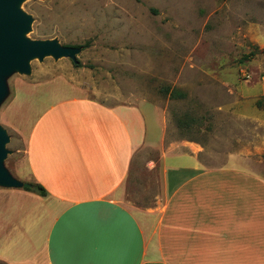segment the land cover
<instances>
[{
    "label": "crops",
    "instance_id": "crops-1",
    "mask_svg": "<svg viewBox=\"0 0 264 264\" xmlns=\"http://www.w3.org/2000/svg\"><path fill=\"white\" fill-rule=\"evenodd\" d=\"M155 109L153 137L137 102L63 77L18 86L5 125L24 142L21 182L47 196L0 188V264H264L263 164L207 166Z\"/></svg>",
    "mask_w": 264,
    "mask_h": 264
},
{
    "label": "rangeland",
    "instance_id": "rangeland-1",
    "mask_svg": "<svg viewBox=\"0 0 264 264\" xmlns=\"http://www.w3.org/2000/svg\"><path fill=\"white\" fill-rule=\"evenodd\" d=\"M20 9L32 18L27 38L82 48L77 62L35 58L30 74L3 77L4 167L15 179L25 146L5 125L6 109L18 86L54 77L107 105L139 103L153 137L156 105L167 142L197 140L207 166L240 154L264 170V0H24Z\"/></svg>",
    "mask_w": 264,
    "mask_h": 264
},
{
    "label": "water",
    "instance_id": "water-1",
    "mask_svg": "<svg viewBox=\"0 0 264 264\" xmlns=\"http://www.w3.org/2000/svg\"><path fill=\"white\" fill-rule=\"evenodd\" d=\"M24 0H0V102L5 94L3 77L13 71L30 74V61L46 57L60 59L67 57L77 62L81 49L64 46L57 40H31L27 33L31 29L32 18L20 9ZM7 131L0 125V187L28 189L32 185L21 182L4 167L7 157Z\"/></svg>",
    "mask_w": 264,
    "mask_h": 264
},
{
    "label": "trees",
    "instance_id": "trees-1",
    "mask_svg": "<svg viewBox=\"0 0 264 264\" xmlns=\"http://www.w3.org/2000/svg\"><path fill=\"white\" fill-rule=\"evenodd\" d=\"M90 46V43L88 42L85 46H83V47H85V48H87V47H89ZM77 48H82V47H77ZM77 67H81V64H77ZM165 92L166 93H169L170 94V97L171 98H179V97H184V95L180 92V91H177V90H174V91H171L169 88H167L166 90H165ZM258 105L259 106H261V105H263L262 104V102L261 101H259L258 102ZM25 190H27V191H31V192H35V193H37V194H39V195H41V196H43V197H45V196H47V192H46V190L42 187V186H40V185H32V187L31 188H28V189H25Z\"/></svg>",
    "mask_w": 264,
    "mask_h": 264
}]
</instances>
